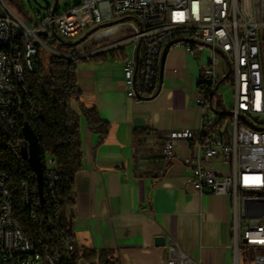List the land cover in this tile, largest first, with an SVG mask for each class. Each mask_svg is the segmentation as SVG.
Segmentation results:
<instances>
[{
  "label": "built area",
  "instance_id": "2783aa9c",
  "mask_svg": "<svg viewBox=\"0 0 264 264\" xmlns=\"http://www.w3.org/2000/svg\"><path fill=\"white\" fill-rule=\"evenodd\" d=\"M93 29L104 39L134 43L124 74L128 97L138 100L157 89L161 58L171 47L182 46L190 53L210 49L195 99L201 126L187 135L189 143L195 142V152L184 159L191 171L189 187L202 194L231 198L233 264H264V0H82L63 12L54 10L51 2L33 25L0 0V42L9 44L8 52H0V116L14 136L24 137L19 130L24 108H18V99L31 103L25 71L18 61L21 33H29L34 71L42 45L47 46L45 38L73 43ZM89 37L64 55H89ZM229 77L235 102L233 108H226L231 120L221 124L222 115L213 100L218 102L219 85ZM175 141L173 131L163 133V172L175 157ZM46 164L48 193L59 217L56 160L50 156ZM9 179L0 169V264H39L31 240L15 219ZM27 180L29 215L37 218L35 227L53 225L33 172L27 173ZM60 236L65 253L51 247L47 264H67L66 254L75 249L68 234ZM246 250H252L254 257L244 262ZM166 253V264H200L174 239H170Z\"/></svg>",
  "mask_w": 264,
  "mask_h": 264
},
{
  "label": "crops",
  "instance_id": "0c3cea01",
  "mask_svg": "<svg viewBox=\"0 0 264 264\" xmlns=\"http://www.w3.org/2000/svg\"><path fill=\"white\" fill-rule=\"evenodd\" d=\"M89 42L78 66L82 94L72 107H95L109 130H93L82 116L83 166L69 208L77 245L108 251L117 264H166L174 239L200 264H233L231 198L192 190L184 161L195 152L187 135L201 126L195 99L210 49L171 47L157 89L138 100L128 97L124 74L134 43L104 39L97 30ZM167 131L176 135L175 157L163 172Z\"/></svg>",
  "mask_w": 264,
  "mask_h": 264
},
{
  "label": "trees",
  "instance_id": "16d2710c",
  "mask_svg": "<svg viewBox=\"0 0 264 264\" xmlns=\"http://www.w3.org/2000/svg\"><path fill=\"white\" fill-rule=\"evenodd\" d=\"M5 1L12 8L13 0ZM17 1L19 12H26L24 1ZM44 40L48 42L47 38ZM63 42L70 49L69 52H74V47L70 43ZM40 53L35 70H24L27 98L31 99V103L29 99H22L21 108H24V114L19 121V130L28 122L38 137L44 168L46 207L54 224L35 227L36 224L29 215L30 210L25 206L21 192L22 178L33 172L25 158L28 143L22 135L14 136L0 116V169L10 176L8 187L12 194L15 219L34 246L45 251L53 246L58 249V238L62 237L60 234L64 232L68 234L75 249L70 253L67 264H80L82 261L88 264H117L108 251L78 246L74 238L73 222L69 216L76 174L83 166L82 116L86 117L93 130L101 133L109 130V124L99 117L95 107H82L81 113L72 107L73 101L79 99L82 94L78 84V66L88 57L54 53L50 56L48 64L44 65L39 58ZM220 98L218 102L214 99L213 105L222 115L220 123L227 124L231 120V113L226 110ZM50 156L56 160V171L59 175L55 185V196L60 197L59 217L55 216L56 204L51 201L48 193L46 160Z\"/></svg>",
  "mask_w": 264,
  "mask_h": 264
},
{
  "label": "rangeland",
  "instance_id": "374dc122",
  "mask_svg": "<svg viewBox=\"0 0 264 264\" xmlns=\"http://www.w3.org/2000/svg\"><path fill=\"white\" fill-rule=\"evenodd\" d=\"M26 6V12H19V3L17 0H13L12 8L15 12L24 19L26 23L29 25H33L37 21H39L42 16L45 14L46 9L42 8L41 5H46L50 3L52 0H23ZM82 0H60L58 10L59 12H63L66 9L73 7L74 5L80 3ZM65 41V40H64ZM73 40L66 41L71 43ZM90 44V42H87ZM126 48L131 50V46L128 45ZM69 48L63 41L57 40L53 42V40H49L47 42V46L42 45L41 53H40V60L44 65L48 64V60L50 56L54 53L56 54H65L70 53ZM217 95H220L224 101L225 108L228 110L233 108L235 98L234 92L232 88V83L230 77L225 79L219 85V89ZM73 109L75 110V106L73 105ZM254 257V253L252 250H246L243 252V261L250 260ZM83 264V263H82Z\"/></svg>",
  "mask_w": 264,
  "mask_h": 264
},
{
  "label": "bare ground",
  "instance_id": "6f19581e",
  "mask_svg": "<svg viewBox=\"0 0 264 264\" xmlns=\"http://www.w3.org/2000/svg\"><path fill=\"white\" fill-rule=\"evenodd\" d=\"M9 51V44L6 42H0V52H8ZM168 52V51H167ZM31 53H33V46H31V39L29 33H21V47L18 50V61L21 64L23 71L25 69L32 70V60H31ZM22 99H18V108H21ZM33 175L36 176V173L33 171ZM45 182V181H44ZM36 183L37 176H36ZM48 188H50V181H47ZM29 187V180H27V174L22 178L21 181V189H22V198L24 201L25 206L30 210L31 204V195L30 190H27ZM34 223L37 225V218L32 217ZM59 246L56 249L57 253H65V244L62 242V237L58 238ZM32 248L35 249V254L39 257V264H47L48 263V251L42 250L34 246L31 242ZM70 258V253L66 254V263Z\"/></svg>",
  "mask_w": 264,
  "mask_h": 264
},
{
  "label": "water",
  "instance_id": "95a60500",
  "mask_svg": "<svg viewBox=\"0 0 264 264\" xmlns=\"http://www.w3.org/2000/svg\"><path fill=\"white\" fill-rule=\"evenodd\" d=\"M51 2H54V10H55L59 6L60 0H52ZM51 2L44 5V6L41 5V7L44 9H47L48 6L51 4ZM95 30L96 29H93L91 32H89L85 36H83L80 40L71 43V46H75V45L81 43L86 38H88ZM40 34L46 35V33H40ZM164 58H165V54L161 58L160 76L162 75V71H163ZM22 131H23L24 138L26 139V141L28 143V150H27V154H26L25 158L29 161L33 171L36 173L39 193H40L42 201H45L44 168H43L41 150H40V146H39V140H38V137H37L35 131L33 130L32 126L28 122H26L24 124Z\"/></svg>",
  "mask_w": 264,
  "mask_h": 264
}]
</instances>
